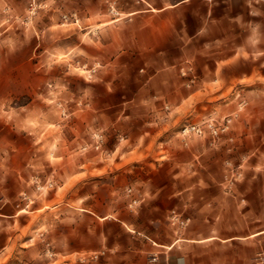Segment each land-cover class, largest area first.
Segmentation results:
<instances>
[{"label":"rangeland","instance_id":"obj_1","mask_svg":"<svg viewBox=\"0 0 264 264\" xmlns=\"http://www.w3.org/2000/svg\"><path fill=\"white\" fill-rule=\"evenodd\" d=\"M179 1L0 0V119L20 122L38 159L20 173L26 189L13 209L24 227L17 249H0V264L98 263L111 246L68 253L62 243L63 223L72 240L80 223L93 229L83 218L90 212L103 217L104 241L118 218L143 231L153 219L159 236L178 238L243 179L264 176V0L169 7ZM162 7L175 37L150 67L142 53L129 54L124 36L142 27L131 25V12ZM192 9L205 23L226 19L238 56L225 64L220 41L207 38L216 34L207 25L198 34L184 17ZM216 63L226 67L214 75ZM146 69L166 71L149 95L163 104L156 125L154 110L132 105L146 100L135 89ZM191 125L201 133H185ZM146 129L153 138L139 136ZM92 241L88 229L84 244Z\"/></svg>","mask_w":264,"mask_h":264},{"label":"crops","instance_id":"obj_2","mask_svg":"<svg viewBox=\"0 0 264 264\" xmlns=\"http://www.w3.org/2000/svg\"><path fill=\"white\" fill-rule=\"evenodd\" d=\"M186 1L180 0L169 7L189 10L190 8L184 3ZM166 10L167 7H162L130 13L133 15L131 25H142L139 31L144 32V43L137 35L139 31L128 33L124 36L128 43L127 49L130 51L129 54L142 53L146 57L144 61L146 66L153 67L162 63L165 58L166 43L174 41L172 24L161 18ZM150 11H155L157 16H150L148 14ZM189 14H184V17L193 20V29L198 34H201L202 28L207 25L208 33L218 35L207 38L212 42L220 41L219 52L221 51L220 54L228 59L225 64L238 56L231 48V39L227 37L230 24L225 18L218 17L205 23L204 18L194 15L193 9ZM220 36L222 39H219ZM216 64L217 67L213 65L211 71L214 75L221 73L226 67ZM165 74L166 71L162 69H146L140 78L141 86L136 85L135 88L137 92L140 89L146 90V100L132 105L146 106L147 112L154 110L156 113V108L160 110L163 104L154 103L149 95ZM163 86L169 88V83L164 81ZM155 115L152 118L150 116V121L154 122V125L160 124L157 117L159 112ZM13 123L8 126L6 120L0 119V209L4 207L0 217L3 218L2 222L5 225L0 229V233L4 234L1 250L17 249L19 246L17 238L22 235L23 215L20 210L13 207L22 191L26 189V181L20 173L28 166L38 165V159L35 158L37 154L31 147L34 138H29L20 130L19 121ZM79 125L81 129L85 128L82 122ZM151 134L146 129V132L139 136L149 135L153 138L154 135ZM239 198H244L243 202L240 203ZM32 214L33 212L30 216L31 223L34 225ZM89 214L92 217L83 215V218L94 223L93 229L80 223L72 231L77 235L73 240L68 236L70 232L64 231L65 223L62 222L63 236L68 240L62 243L68 253L77 249H98L104 244L111 246V253L95 264H264V176L243 179L236 185L233 197L223 196L222 201L219 200L217 203L216 211L213 213L207 211L204 219L197 214V218L193 219L178 238L173 235H168V239L159 236L160 234L150 225L153 224V219H149L147 226L145 221V231H143L139 226H135L134 219L118 218L117 224L111 227L113 237L109 236L110 240L104 241L102 225L98 223L103 217L91 212ZM196 221L202 223L197 224ZM88 229L93 235L89 247L84 244ZM12 233L14 236L9 237L8 234Z\"/></svg>","mask_w":264,"mask_h":264},{"label":"built area","instance_id":"obj_3","mask_svg":"<svg viewBox=\"0 0 264 264\" xmlns=\"http://www.w3.org/2000/svg\"><path fill=\"white\" fill-rule=\"evenodd\" d=\"M185 73H182V75H184ZM184 132L185 133H196V134H200L201 131L198 127L194 126V125H191V126H188V127H185L184 129ZM214 134H216V131H214Z\"/></svg>","mask_w":264,"mask_h":264}]
</instances>
